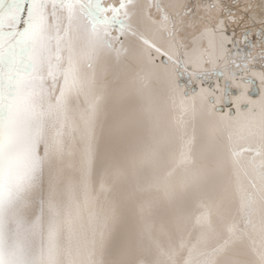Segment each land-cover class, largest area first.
I'll list each match as a JSON object with an SVG mask.
<instances>
[{
    "label": "snow or ice",
    "instance_id": "1",
    "mask_svg": "<svg viewBox=\"0 0 264 264\" xmlns=\"http://www.w3.org/2000/svg\"><path fill=\"white\" fill-rule=\"evenodd\" d=\"M248 10L0 0V264H264Z\"/></svg>",
    "mask_w": 264,
    "mask_h": 264
},
{
    "label": "bare ground",
    "instance_id": "2",
    "mask_svg": "<svg viewBox=\"0 0 264 264\" xmlns=\"http://www.w3.org/2000/svg\"><path fill=\"white\" fill-rule=\"evenodd\" d=\"M189 3L194 4V3H196V0H189ZM225 3L229 4L232 7V10L234 12L237 11V9L244 8L245 6H248V9H249L248 12L247 13H240V14L244 15L245 20L249 22L248 23V28L251 30V32H255V33L258 32V30L261 28L259 20L261 18H264V0H225ZM253 17H254V19H253ZM232 29H235V33H236V36L234 37V39H239L240 36H241V32L244 30V26H243V24H241V25H236V24L230 25V27L228 29V34L229 35H231ZM251 41H252L253 44H256V39H255V41H253V40H251ZM242 43H239L237 45V47L239 49L241 48L240 49L241 51L244 50V47H243ZM231 47L232 46L229 45V48H231ZM258 49H260V48L259 47L253 48V55L257 52ZM254 70H257V71L259 70L258 64L255 66ZM212 81H213V84L211 85L212 87H215V85L217 83H219L221 85V87H223V85L225 83V81L223 79L217 80L216 78H213ZM180 83L182 85H187L189 90H192V89L198 90L199 87L201 86L198 83H191L190 84L189 81H188V78L186 76H182L180 78ZM257 83L259 85V81L258 80H257ZM202 86L205 87V88H208L209 87L208 80L204 81ZM231 89L234 92L233 95L237 94V89L235 88V86H232ZM235 90H236V92H235ZM250 95H251V92H250ZM258 96H259V90H258V95H253V97L254 98H258Z\"/></svg>",
    "mask_w": 264,
    "mask_h": 264
},
{
    "label": "water",
    "instance_id": "3",
    "mask_svg": "<svg viewBox=\"0 0 264 264\" xmlns=\"http://www.w3.org/2000/svg\"><path fill=\"white\" fill-rule=\"evenodd\" d=\"M26 7V6H25ZM213 79H211V80H208V82H209V86H211L212 84H213V81H212ZM206 83V82H205ZM204 83V84H205ZM251 92H253L255 95H257L256 94V92H254V91H251ZM220 107H222V109H223V111L224 112H227V111H229L230 110V108L232 107L230 104H222V105H220ZM227 108V109H226Z\"/></svg>",
    "mask_w": 264,
    "mask_h": 264
}]
</instances>
